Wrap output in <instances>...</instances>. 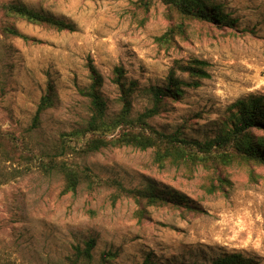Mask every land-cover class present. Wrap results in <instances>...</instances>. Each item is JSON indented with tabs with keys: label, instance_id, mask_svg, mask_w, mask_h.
Segmentation results:
<instances>
[{
	"label": "rangeland",
	"instance_id": "obj_1",
	"mask_svg": "<svg viewBox=\"0 0 264 264\" xmlns=\"http://www.w3.org/2000/svg\"><path fill=\"white\" fill-rule=\"evenodd\" d=\"M205 3L227 16V24L182 19L162 0H0V132L9 135L0 143L16 148L12 160L0 153V264H73L74 248L91 239L92 264H104L106 253L113 255L106 264H213L233 254L264 264L262 164L232 160L214 169L209 162L168 160L161 166L155 148L108 146L85 154V141L73 139L76 151L66 148L57 158L79 174L76 190L66 191L62 173L44 172L29 160L60 152L63 137L72 140L66 135L87 127L91 67L108 120L124 109L118 77L129 91L133 120L153 107L154 89L166 86L171 73L189 84L180 86V97L165 98L147 121L150 131L180 132L188 141H210L231 130L238 101L264 102V0ZM5 4L74 29L7 15ZM172 28L174 37L165 42ZM190 60L207 62L209 77L179 69ZM48 95L52 105L34 127ZM149 188L184 201L147 205L127 193Z\"/></svg>",
	"mask_w": 264,
	"mask_h": 264
},
{
	"label": "trees",
	"instance_id": "obj_2",
	"mask_svg": "<svg viewBox=\"0 0 264 264\" xmlns=\"http://www.w3.org/2000/svg\"><path fill=\"white\" fill-rule=\"evenodd\" d=\"M162 1L169 8L175 9L182 19H194L217 24H227L226 22L228 21L227 16L220 12L216 6H206L205 2L212 0ZM1 11L7 15L21 18L30 23L47 25L60 31H72L74 29V27L70 24L43 16L23 6L5 4L2 6ZM230 25L232 24L230 23ZM6 31L10 34L17 35V32L15 31ZM174 34L175 28L170 29L164 36L165 42L170 43ZM207 67L208 63L205 61L190 60L179 66V69L188 73L193 78L205 79L209 77ZM90 69L95 84L91 86V89L87 93V95L92 99L93 106V114L86 124L87 127L83 130H76L71 134L66 135L73 137L72 140L63 137V145L60 148V152L58 151L55 154L44 153L40 156L39 162L35 159V156L29 157V160L34 159L39 164L40 169L44 172L50 173L57 171L62 173L67 180L66 191L76 190L79 181V174L74 171L69 164H66L65 161L59 163L57 158L64 155L66 148L76 151V149H74L70 144L73 142V139H77V141L83 139L85 141L80 149V152L85 154L98 152L102 148L108 146H129L140 150L155 148V162L161 166L168 160H172L174 162H200L205 165L209 162L214 169H217L215 167L217 164H229L232 160L264 165V136L254 138L252 135V132L254 131L264 132V102L261 99L251 98L249 100L238 101L233 107L235 112H232L231 114L232 128L231 130L225 132L223 136L206 142L188 141L180 137V132L164 134L153 130L150 131L148 130L150 127L148 126L147 121L158 114L165 98L175 99L180 97L182 93L180 86H188L189 84L180 82L173 76V73H171L166 86L154 89L153 107L138 116L137 119L133 120L130 119V106L128 101L129 91L125 90L123 84H121L119 80L120 77H118L117 83L122 87L121 90L123 93L122 101L124 103V109L114 120H108L106 116L105 101L97 90L99 85V83H97L98 76L93 67ZM198 85L199 82L194 83V86ZM51 105L52 98L50 95L42 98L38 106L36 116L33 120L34 127H37L41 113L50 108ZM137 127L146 130L149 134L145 135L144 133L134 132L133 130ZM117 129L121 130L118 137L108 139L107 135H112ZM0 136L3 140L4 138H9L8 134H3L2 132H0ZM87 137L91 138L86 139ZM12 139L15 142L14 137H12ZM224 146L226 147L225 151H222ZM11 149L6 148L2 142L0 143V153L6 156L9 160H12L16 153L14 145H11ZM85 171L91 174L88 169H85ZM91 176L94 177L92 174ZM84 177L88 180L92 179L88 174ZM119 187L121 191H125L121 185H119ZM211 187L212 189L216 188L214 184H212ZM210 191L212 192L211 189ZM127 193L135 200L146 201L147 205H165L168 203L181 204L184 201L183 196L180 194L170 196L169 192L163 193L155 188H149L146 190H129ZM138 215L141 218L144 217L143 212H139ZM94 247L95 240L91 239L86 243L85 248H81L79 246L74 248L76 256L72 259L73 264H92V251ZM112 256L113 255L110 253L103 254V263L106 264ZM213 264H255V262L241 254H233L222 257L216 260Z\"/></svg>",
	"mask_w": 264,
	"mask_h": 264
}]
</instances>
